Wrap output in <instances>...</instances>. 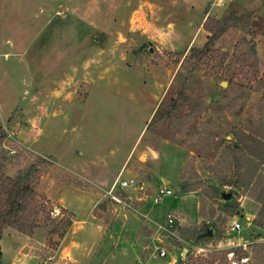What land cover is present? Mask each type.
<instances>
[{"label": "rangeland", "instance_id": "1", "mask_svg": "<svg viewBox=\"0 0 264 264\" xmlns=\"http://www.w3.org/2000/svg\"><path fill=\"white\" fill-rule=\"evenodd\" d=\"M120 174L175 234L110 203ZM20 177L0 264H264V0H0V187Z\"/></svg>", "mask_w": 264, "mask_h": 264}, {"label": "built area", "instance_id": "2", "mask_svg": "<svg viewBox=\"0 0 264 264\" xmlns=\"http://www.w3.org/2000/svg\"><path fill=\"white\" fill-rule=\"evenodd\" d=\"M143 190V184L133 177L124 176L120 174L114 182L110 185L106 191V197L110 203L118 208L130 209L135 212L138 211L137 198L134 193L141 192ZM173 190L167 187H161L158 189L155 196H153V203L160 205L163 201L169 197H172ZM158 232L167 234H175V230L179 224V219L172 213H168L163 223H154ZM241 224L237 221L233 222L232 230L239 231ZM245 251H247L248 244L240 245ZM168 252L165 248L155 246L149 256L151 258H166ZM250 258L247 255L241 256L238 259H233L228 264H249Z\"/></svg>", "mask_w": 264, "mask_h": 264}, {"label": "trees", "instance_id": "3", "mask_svg": "<svg viewBox=\"0 0 264 264\" xmlns=\"http://www.w3.org/2000/svg\"><path fill=\"white\" fill-rule=\"evenodd\" d=\"M236 13L226 17L223 22H213V25L206 30L211 34L209 42L203 50L193 49L192 53L204 55L209 53L216 45L218 39L230 30L235 23ZM5 190V191H3ZM7 190V191H6ZM31 188L26 184L25 179L20 177L16 181H11L8 189L0 187V224L3 226L22 225L28 217H24L23 212L28 205Z\"/></svg>", "mask_w": 264, "mask_h": 264}, {"label": "crops", "instance_id": "4", "mask_svg": "<svg viewBox=\"0 0 264 264\" xmlns=\"http://www.w3.org/2000/svg\"><path fill=\"white\" fill-rule=\"evenodd\" d=\"M151 204L152 205H154V206H158V205H156V204H154L153 203V200H152V202H151ZM138 213H140V214H142V213H145V214H142L144 217H147V219H149V220H151V221H153V223H158L159 221L158 220H155V219H153V218H155V213H156V211H154V209H151V210H145V207H142L141 208V206L140 207H138V211H137ZM236 221V220H235ZM238 222V221H237ZM240 223V222H239ZM241 224V223H240ZM232 225H233V223H232ZM232 229V228H231ZM242 229H243V225L241 224V229L239 230V231H235L236 233H240L241 231H242ZM243 244H248V247H247V250H248V248H249V246L252 244V243H250V242H244V243H242V244H239V245H243ZM183 251H184V249H183ZM172 254H173V260L169 263V264H176L177 262H178V258H180V260L182 259V260H185L184 259V257H182L181 256V254L178 252V250H175V251H173L172 252ZM187 257V256H186Z\"/></svg>", "mask_w": 264, "mask_h": 264}, {"label": "water", "instance_id": "5", "mask_svg": "<svg viewBox=\"0 0 264 264\" xmlns=\"http://www.w3.org/2000/svg\"><path fill=\"white\" fill-rule=\"evenodd\" d=\"M179 191H181V190H179ZM220 194H221V196H222V198H223L224 200H229V199H231V198L233 197V194L237 195L238 192L235 191V192L233 193V192L230 190V191H222ZM206 236H208V237H212V236H213V231H212L211 229H209L208 232H207V234H206ZM187 252H188V250H187V249H184V251H183V257H184V259H186Z\"/></svg>", "mask_w": 264, "mask_h": 264}]
</instances>
